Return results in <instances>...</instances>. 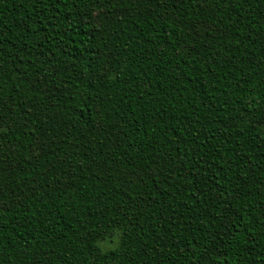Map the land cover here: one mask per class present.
I'll list each match as a JSON object with an SVG mask.
<instances>
[{
	"label": "trees",
	"instance_id": "1",
	"mask_svg": "<svg viewBox=\"0 0 264 264\" xmlns=\"http://www.w3.org/2000/svg\"><path fill=\"white\" fill-rule=\"evenodd\" d=\"M0 264H264V0H0Z\"/></svg>",
	"mask_w": 264,
	"mask_h": 264
}]
</instances>
